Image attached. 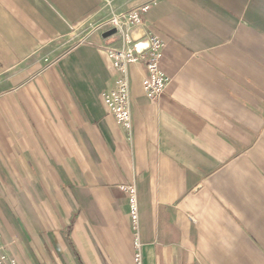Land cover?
<instances>
[{"label": "crops", "instance_id": "obj_1", "mask_svg": "<svg viewBox=\"0 0 264 264\" xmlns=\"http://www.w3.org/2000/svg\"><path fill=\"white\" fill-rule=\"evenodd\" d=\"M145 1L125 127L102 21ZM123 183L143 264H264V0H0V264H133Z\"/></svg>", "mask_w": 264, "mask_h": 264}, {"label": "built area", "instance_id": "obj_2", "mask_svg": "<svg viewBox=\"0 0 264 264\" xmlns=\"http://www.w3.org/2000/svg\"><path fill=\"white\" fill-rule=\"evenodd\" d=\"M149 3L150 1H145L128 9L112 11L102 21L123 41L121 46L109 47L107 50L114 68V81L112 87L104 93L103 99L116 123L125 127L130 125L129 64L140 59L144 60L146 73L141 83L143 91L148 97H158L168 83V77L160 69L158 63L163 41L151 31L139 32L142 24L141 14L149 7ZM120 186L128 194V215L133 230V264H143L136 187L132 183H123Z\"/></svg>", "mask_w": 264, "mask_h": 264}, {"label": "rangeland", "instance_id": "obj_3", "mask_svg": "<svg viewBox=\"0 0 264 264\" xmlns=\"http://www.w3.org/2000/svg\"><path fill=\"white\" fill-rule=\"evenodd\" d=\"M104 20H105V19H104ZM104 20H103V21H104ZM3 257H4V256H2V258H3Z\"/></svg>", "mask_w": 264, "mask_h": 264}, {"label": "water", "instance_id": "obj_4", "mask_svg": "<svg viewBox=\"0 0 264 264\" xmlns=\"http://www.w3.org/2000/svg\"><path fill=\"white\" fill-rule=\"evenodd\" d=\"M109 32H112V30H110Z\"/></svg>", "mask_w": 264, "mask_h": 264}]
</instances>
